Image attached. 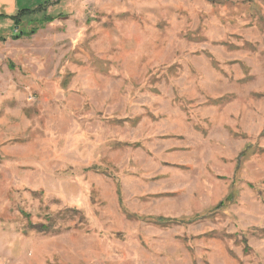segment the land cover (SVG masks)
<instances>
[{
	"label": "rangeland",
	"instance_id": "obj_1",
	"mask_svg": "<svg viewBox=\"0 0 264 264\" xmlns=\"http://www.w3.org/2000/svg\"><path fill=\"white\" fill-rule=\"evenodd\" d=\"M15 27L0 264H264V0H45Z\"/></svg>",
	"mask_w": 264,
	"mask_h": 264
},
{
	"label": "crops",
	"instance_id": "obj_2",
	"mask_svg": "<svg viewBox=\"0 0 264 264\" xmlns=\"http://www.w3.org/2000/svg\"><path fill=\"white\" fill-rule=\"evenodd\" d=\"M43 1L45 0H0V9H6V12L0 13L2 15L0 19H5V22L0 25V29H6L7 27L14 29L15 23L13 19L21 9H37L39 6H43Z\"/></svg>",
	"mask_w": 264,
	"mask_h": 264
},
{
	"label": "trees",
	"instance_id": "obj_3",
	"mask_svg": "<svg viewBox=\"0 0 264 264\" xmlns=\"http://www.w3.org/2000/svg\"><path fill=\"white\" fill-rule=\"evenodd\" d=\"M40 8H41V6H39V7L37 8V10H39ZM35 10H36V9H32V10H31V9H21V10L18 12L17 16L14 17V19H13L15 25H17L23 17L32 14L33 11H35ZM0 17H2V15H0ZM15 28H16V27H15ZM24 31H25V29H23V30H21V31L19 32V29H17L15 32H18V33H16L15 36H18V34H21V33L24 32Z\"/></svg>",
	"mask_w": 264,
	"mask_h": 264
}]
</instances>
